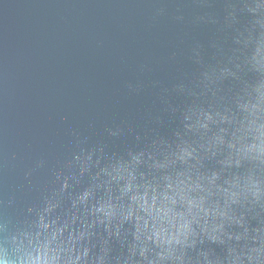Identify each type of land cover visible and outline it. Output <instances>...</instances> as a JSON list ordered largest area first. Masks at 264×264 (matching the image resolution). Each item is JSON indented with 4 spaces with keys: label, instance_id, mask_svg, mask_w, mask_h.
Listing matches in <instances>:
<instances>
[{
    "label": "clouds",
    "instance_id": "1",
    "mask_svg": "<svg viewBox=\"0 0 264 264\" xmlns=\"http://www.w3.org/2000/svg\"><path fill=\"white\" fill-rule=\"evenodd\" d=\"M183 2L172 20L208 37L171 54L170 85L151 81L161 108L140 132L128 120L96 142L73 130L64 159L19 174L0 140V264H264V0H187L190 19Z\"/></svg>",
    "mask_w": 264,
    "mask_h": 264
},
{
    "label": "water",
    "instance_id": "2",
    "mask_svg": "<svg viewBox=\"0 0 264 264\" xmlns=\"http://www.w3.org/2000/svg\"><path fill=\"white\" fill-rule=\"evenodd\" d=\"M180 3L0 0V140L17 153L18 174L41 157L50 167L64 159L72 151L73 130L96 142L107 139L104 129L112 123L128 120L143 129L147 114L161 108L151 81L170 85L179 75L171 54L179 58L193 36L208 37L172 20ZM160 7L166 14L156 16ZM182 10L186 19L196 11L187 0ZM129 82L145 88L130 95ZM173 126L168 121L159 131L167 135ZM134 142L131 136L109 141L119 151ZM34 179L47 188L46 169ZM27 195L35 199L39 192Z\"/></svg>",
    "mask_w": 264,
    "mask_h": 264
}]
</instances>
